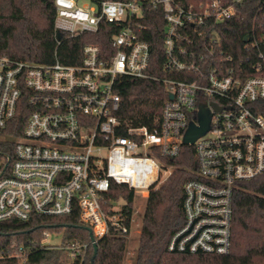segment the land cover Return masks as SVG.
<instances>
[{
	"label": "built area",
	"instance_id": "1",
	"mask_svg": "<svg viewBox=\"0 0 264 264\" xmlns=\"http://www.w3.org/2000/svg\"><path fill=\"white\" fill-rule=\"evenodd\" d=\"M197 1L184 7L174 0H106L99 5L88 0L81 6L55 0L57 43V33L76 38L111 24L110 49L87 43L77 65L0 56V129L17 115L25 116L12 158L2 159L0 222L77 213L96 244L103 237H127L134 211L128 220L124 201L102 206L111 184L147 198L171 174L169 162L190 146L197 169L183 186L184 223L167 249L229 252L233 194L240 183L264 174V75H246L213 59L219 45L214 28L235 15L240 0ZM145 7H161L164 17L162 77L148 73L150 47L140 37ZM262 70L264 65L256 68ZM123 78L165 86L166 100L148 125L119 116L117 88ZM201 105L210 114L209 130L184 145L189 124L198 125ZM49 238L50 231H44L40 246L63 250L70 261L82 262L93 243L62 246ZM5 256L24 264L27 251L11 244L0 252V258Z\"/></svg>",
	"mask_w": 264,
	"mask_h": 264
},
{
	"label": "trees",
	"instance_id": "2",
	"mask_svg": "<svg viewBox=\"0 0 264 264\" xmlns=\"http://www.w3.org/2000/svg\"><path fill=\"white\" fill-rule=\"evenodd\" d=\"M103 1L106 0H90L96 5ZM174 1L184 7L198 2ZM55 14V0H0V56L37 64H50L57 59L63 64L77 65L82 47L87 43L110 49L115 32L111 24L102 25L98 34L62 36L57 43L53 27ZM142 14L145 30L140 37L150 47L148 73L165 76L161 7H145ZM214 30L219 38L215 62L237 70L241 68L246 75H264L263 70L256 72L259 65H264V0H240L235 4V15L216 25ZM117 92L122 102L119 116L125 120L139 119L145 125L157 115L167 93L159 82L129 78L122 79ZM24 124L25 116L19 114L6 128L0 129V171L5 166L3 157L12 158L14 141L21 136ZM169 165L173 167L169 177L145 199L132 264H264V174L240 183L233 194L229 252L226 255L184 254L169 252L167 247L184 223L183 186L197 169L193 148L182 147L179 157ZM133 199V192L126 186L112 183L102 206L107 208L124 201L123 212L129 220ZM44 231L61 232L62 246L70 242L89 243L87 228L79 224L77 213L55 218L33 216L26 222H0V252L5 253L11 244L23 245L27 251L24 264H90L92 246L88 247L82 262L70 261L65 251L40 246ZM126 243V237L115 235L99 239L93 264H123ZM0 264L20 262L5 256L0 258Z\"/></svg>",
	"mask_w": 264,
	"mask_h": 264
},
{
	"label": "rangeland",
	"instance_id": "3",
	"mask_svg": "<svg viewBox=\"0 0 264 264\" xmlns=\"http://www.w3.org/2000/svg\"><path fill=\"white\" fill-rule=\"evenodd\" d=\"M77 5L81 6L84 4H88V0H75ZM146 197H139L134 196L133 199V223H132V229L130 234L126 237V252L124 256V262L123 264H132L133 258H134V252L137 245V240L139 236V229L141 224V218L144 211L145 206V199ZM62 238V233H52L50 232V242L53 244H59ZM22 264V263H20Z\"/></svg>",
	"mask_w": 264,
	"mask_h": 264
},
{
	"label": "water",
	"instance_id": "4",
	"mask_svg": "<svg viewBox=\"0 0 264 264\" xmlns=\"http://www.w3.org/2000/svg\"><path fill=\"white\" fill-rule=\"evenodd\" d=\"M60 38H61L60 33H57L56 39L59 40ZM171 97L172 96L169 95V98ZM213 107L216 108L215 105H213ZM209 119H210V114L208 110L204 106L201 105L199 107V113H198V119H197L198 125H194L192 122L189 124L188 129L184 134L182 144L184 145L192 144L195 139L204 135L209 130V123H210ZM87 231L89 235V240L93 242L94 240H93L90 229L87 228ZM92 249H93V252H92L91 259H90V264H93L94 258L97 253V245L95 242L92 243Z\"/></svg>",
	"mask_w": 264,
	"mask_h": 264
}]
</instances>
